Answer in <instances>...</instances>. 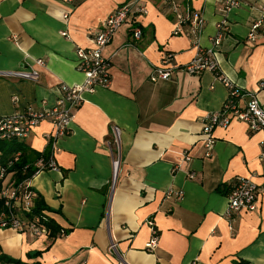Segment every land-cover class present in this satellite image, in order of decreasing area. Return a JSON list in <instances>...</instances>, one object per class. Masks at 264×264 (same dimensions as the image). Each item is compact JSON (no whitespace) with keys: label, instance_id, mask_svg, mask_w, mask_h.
I'll return each mask as SVG.
<instances>
[{"label":"crops","instance_id":"crops-1","mask_svg":"<svg viewBox=\"0 0 264 264\" xmlns=\"http://www.w3.org/2000/svg\"><path fill=\"white\" fill-rule=\"evenodd\" d=\"M126 1L0 0V70L40 71L37 81L0 76V117L52 106L63 84L82 82L77 48L92 47L91 33ZM165 1L142 0L148 12L115 33L104 49L111 84L85 94L69 134L57 144V168L31 180L51 209L47 215L66 234L0 228V254L42 264H264V191L256 210L227 214V192L237 177L264 183V132L239 120L217 126L215 149L206 157L203 121L223 106L229 90L215 72L182 69L211 46L225 21L219 73L243 90H257L264 106V22L255 39L249 36L264 0H244L229 13L219 0H191L204 18L198 34L191 23L175 34L178 18ZM139 24L143 33L135 41ZM165 52L178 68L170 79L152 81ZM114 125L122 130L123 155L113 182L108 141ZM51 130L44 121L23 141L43 151ZM169 189L183 190V199L168 196ZM149 218L160 234L151 250ZM35 251L41 254L30 256Z\"/></svg>","mask_w":264,"mask_h":264},{"label":"built area","instance_id":"built-area-1","mask_svg":"<svg viewBox=\"0 0 264 264\" xmlns=\"http://www.w3.org/2000/svg\"><path fill=\"white\" fill-rule=\"evenodd\" d=\"M165 2L170 5V9L178 18L175 34L181 33L183 26L188 23L192 24L191 32L193 34H198L202 31L204 26L203 15L193 10L191 0H182L181 3L175 0H166ZM219 3L222 5L223 11L227 13L245 4L244 0H219ZM147 12V6L142 3V0H127L117 6L104 20L101 27L91 33L92 47L77 48L76 68L84 75L82 82L63 84L61 86V95L52 106L43 109L29 107L23 113L0 117V138L2 139L21 140L27 137L42 122L49 121L52 124L51 132L47 133L49 147L51 148L50 156L48 159L41 157L36 162L37 170L34 176L43 170L57 168V162L54 157L57 144L61 138L69 134L75 113L85 101V94L93 93L99 86L108 87L111 84V60L104 55V49L110 44L115 33L130 17L138 20L139 16ZM263 22L264 8L262 18L251 25L249 35L251 39H255L256 33ZM225 25V21L221 22L218 26L217 34L212 39L211 46L201 48L197 55L184 64L182 68L189 74H200L206 70L215 72L229 90L223 106L219 110L210 113L203 121L202 134L206 157H211L215 149L216 137L214 130L217 126H227L232 120H239L246 122L252 132H264V106L259 99L258 91L252 89L243 90L219 73L216 55L222 44ZM142 33L143 29L139 24L133 29V39L135 41L141 39ZM63 35H67V32H63ZM35 63L43 65L44 60L38 58ZM176 68L178 66L173 62V54L165 52L161 63L155 66L151 79L152 81L168 80L172 77ZM0 76L37 81L40 78V71L34 67L25 66L18 70H0ZM259 87L264 88V80L259 83ZM121 141L122 130L118 125H114L112 138L108 141L113 159V182L116 180L123 155ZM19 156L20 153H17L14 160H18ZM183 157L186 159L191 158L188 154ZM12 163L13 161L10 162V165ZM26 168H28V165L25 166L24 172ZM5 173L6 169L2 168L0 176H4ZM31 180L32 178H25L21 182L8 183L2 188L0 195L4 205L0 207V228H11L20 232L31 231L36 236L48 235L46 226L26 214L32 210L33 200L37 195L35 188L31 185ZM261 191H264V183L260 186L250 178L237 177L233 181L232 189L227 195V214L233 216L243 209L256 210ZM167 195L181 200L184 197V191L169 189ZM147 224L151 227L152 236L147 242L146 248L151 250L158 246L160 234L153 218H149ZM61 234L65 235L66 231L61 230ZM116 245L112 241L109 249L115 250Z\"/></svg>","mask_w":264,"mask_h":264},{"label":"trees","instance_id":"trees-1","mask_svg":"<svg viewBox=\"0 0 264 264\" xmlns=\"http://www.w3.org/2000/svg\"><path fill=\"white\" fill-rule=\"evenodd\" d=\"M0 171L2 168L6 169L4 176H0V194L2 188L8 183L21 182L25 178H33L34 173L37 170L36 162L44 157L48 159L51 153V148L48 147L43 151H37L26 144L23 139H2L0 138ZM17 153H20L19 159L14 160ZM13 163L10 165V162ZM28 165L26 171L24 172L25 166ZM232 189V184L227 192V195ZM220 190V189H219ZM36 197L34 198V205L29 213H26L28 217L36 220L40 224L44 225L48 229V235L51 237H56L59 235L61 226L47 215V210H51L47 207L39 192L36 190ZM4 205L3 199L0 195V207ZM66 231V230H65ZM67 232V231H66ZM41 254V251H35L30 254V256L37 257ZM0 264H42L41 262H27L20 258L12 257L8 254H0Z\"/></svg>","mask_w":264,"mask_h":264}]
</instances>
